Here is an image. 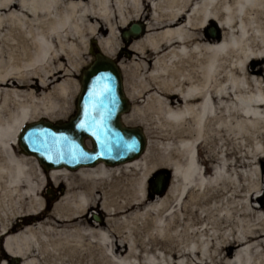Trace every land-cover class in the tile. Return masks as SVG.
Returning a JSON list of instances; mask_svg holds the SVG:
<instances>
[{
	"label": "bare ground",
	"instance_id": "1",
	"mask_svg": "<svg viewBox=\"0 0 264 264\" xmlns=\"http://www.w3.org/2000/svg\"><path fill=\"white\" fill-rule=\"evenodd\" d=\"M92 43L118 63L147 150L45 172L19 132L73 113ZM161 169L171 187L151 198ZM263 188L264 0H0V264H264ZM99 204L105 221L88 217Z\"/></svg>",
	"mask_w": 264,
	"mask_h": 264
},
{
	"label": "water",
	"instance_id": "2",
	"mask_svg": "<svg viewBox=\"0 0 264 264\" xmlns=\"http://www.w3.org/2000/svg\"><path fill=\"white\" fill-rule=\"evenodd\" d=\"M213 39L220 40L216 24L209 27ZM140 24H133L123 38L139 39L144 35ZM83 73L82 91L77 101L78 112L67 123L41 121L28 125L20 135L21 148L35 156L46 169L95 167L104 162L116 166L139 158L146 150V137L138 128H127L122 115L130 111L123 79L117 65L104 56ZM82 125V126H81ZM91 140L93 150L86 148ZM171 176L158 174L151 180V195H164Z\"/></svg>",
	"mask_w": 264,
	"mask_h": 264
},
{
	"label": "rangeland",
	"instance_id": "3",
	"mask_svg": "<svg viewBox=\"0 0 264 264\" xmlns=\"http://www.w3.org/2000/svg\"><path fill=\"white\" fill-rule=\"evenodd\" d=\"M142 23H144L143 21H141ZM223 34V33H222ZM221 34V35H222ZM97 52H99V51H97ZM91 61L93 62V61H95V57L94 56H92V58H91ZM92 62L89 64V65H91L92 64ZM88 65V66H89ZM80 76H81V74H80ZM80 76L76 79L77 80V82H78V84H79V90H78V92H77V94H76V97H75V99H74V111H75V102H76V99H77V97H78V94H79V91H80V82H79V78H80ZM74 111H73V113H74ZM73 113H71L68 117H66L65 119H63V120H58V121H62V122H65V121H68L69 120V118L71 117V116H73ZM42 120H44V119H40V120H38V121H36V122H39V121H42ZM58 121H55V122H58ZM123 121H124V119H123ZM35 123V122H34ZM126 124V123H125ZM127 125V124H126ZM127 126H129V127H138V128H141V126H139V124H129V125H127ZM86 145H87V147L88 148H92V143H91V141H88L87 143H86ZM19 151L21 152V153H23L24 154V152L22 151V149L21 148H19ZM161 170H165V169H161ZM161 170H159V171H161ZM202 170L204 171V167H202ZM152 176V175H151ZM150 176V177H151ZM49 190H46V192H48ZM46 194V193H45ZM57 195L58 194H61V191H60V189H57V193H56ZM258 196H264V188L263 189H261V191L257 194ZM165 196V195H164ZM48 197H49V195H48ZM98 197H100V195L98 194ZM189 199V197H187V200ZM55 202H56V199L54 198V200H52L51 202H50V209L52 208V206H53V204H55ZM101 204V203H100ZM100 204L98 205V206H95V209H94V211H96V214L97 215H99V210H97V209H99V207H101L100 206ZM100 215H102L103 216V219H104V221L108 218V213L106 212V211H102L101 213H100Z\"/></svg>",
	"mask_w": 264,
	"mask_h": 264
},
{
	"label": "flooded vegetation",
	"instance_id": "4",
	"mask_svg": "<svg viewBox=\"0 0 264 264\" xmlns=\"http://www.w3.org/2000/svg\"><path fill=\"white\" fill-rule=\"evenodd\" d=\"M89 218H90L91 220H93V221L95 220V217L92 216V215H90Z\"/></svg>",
	"mask_w": 264,
	"mask_h": 264
},
{
	"label": "snow or ice",
	"instance_id": "5",
	"mask_svg": "<svg viewBox=\"0 0 264 264\" xmlns=\"http://www.w3.org/2000/svg\"><path fill=\"white\" fill-rule=\"evenodd\" d=\"M82 126V125H81Z\"/></svg>",
	"mask_w": 264,
	"mask_h": 264
}]
</instances>
